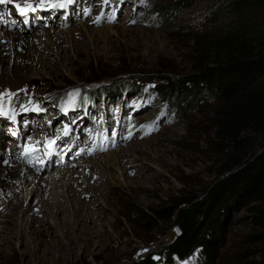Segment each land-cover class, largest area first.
<instances>
[{
    "label": "rangeland",
    "instance_id": "374dc122",
    "mask_svg": "<svg viewBox=\"0 0 264 264\" xmlns=\"http://www.w3.org/2000/svg\"><path fill=\"white\" fill-rule=\"evenodd\" d=\"M176 1L74 0L69 10H55L52 19L45 16V25L38 19L41 23L24 33L41 41H35L37 53L14 108L25 107L20 122L31 131H24H35L32 125L42 130L37 146L45 149L31 161L44 158L43 166L51 167L29 168L45 180L41 184L47 190L36 198L25 195L31 209H45L34 226L42 232L18 226L15 213L8 222L17 225L16 236L8 245L1 223L0 264H128L148 255L158 264H247L252 259L245 257L251 224L243 203L219 216L210 232L217 250L213 258L204 259L199 249L184 259L164 254L178 225L155 212L212 181L222 155L213 143L218 102L178 87L161 95L157 88L166 84L165 77L190 70L198 52L229 25L213 12L229 0H183L188 4L171 7ZM56 2L65 0L51 3ZM20 22H13L14 31L23 33ZM46 32L52 40L43 52ZM66 93V101L53 103ZM8 122L4 129L10 139ZM64 170L74 177L75 194L70 202L64 196L62 211L54 214L46 183ZM88 187L93 191L83 193ZM77 206L80 213H70ZM47 227L53 228L52 237L44 232ZM84 237L91 253L80 249ZM38 240L52 250L32 254L29 249Z\"/></svg>",
    "mask_w": 264,
    "mask_h": 264
},
{
    "label": "trees",
    "instance_id": "16d2710c",
    "mask_svg": "<svg viewBox=\"0 0 264 264\" xmlns=\"http://www.w3.org/2000/svg\"><path fill=\"white\" fill-rule=\"evenodd\" d=\"M179 1L171 7L188 4ZM213 12L218 19L227 18L228 27L198 52L190 70L165 77L166 84L157 90L164 95L178 87L218 102L213 143L222 162L212 181L155 213L174 218L180 230L164 247L168 258L184 259L199 249L204 259H211L217 251L210 235L215 223L243 203L251 224L245 257L252 259L247 264H264V0H229ZM128 264L158 263L148 255Z\"/></svg>",
    "mask_w": 264,
    "mask_h": 264
},
{
    "label": "bare ground",
    "instance_id": "6f19581e",
    "mask_svg": "<svg viewBox=\"0 0 264 264\" xmlns=\"http://www.w3.org/2000/svg\"><path fill=\"white\" fill-rule=\"evenodd\" d=\"M13 1H15V3H18V2H20V4L23 3V5L25 3V0H13ZM48 1L52 2L54 0H32V2L30 3H33L32 6L34 8L43 10V8L45 7V4ZM37 5H40V6L37 7ZM10 10H12V8H10ZM17 10L15 11L13 9L11 13L12 18H14L15 20L20 18ZM43 15L46 16L47 19H52V16L54 14L53 12L50 11V12H46L45 14L43 13ZM31 16L33 15L32 14L28 15V18L25 20L27 22L25 21L20 22V24L22 23L23 25L22 27L24 28V32L22 31L23 33H20V31L19 32L14 31L15 30L14 28H16L15 27L16 25L14 26V23L10 25H6L4 27H0V94H3V93L10 94V95H0V102L2 103L1 107H3L4 111L8 112L9 114H13L16 111V109L14 108L15 107V102L13 101L14 97L15 96L18 97V94L20 93L24 94L21 91L22 82L23 83L27 82L26 75H24V73H26V71L28 70L31 59L32 60L35 59V56L37 53L36 44H38V43L35 44V41L36 42L41 41V39L39 40L37 39L36 35L28 36V34H24L26 32L28 33L30 30H32V28H35V25L30 20ZM36 21L38 22V24L41 23L38 19ZM43 36H45L44 37L45 40L42 41V49H43V52H46V50L49 49L48 47L50 46V45L48 46V42L51 44L52 37L50 38L47 35V32L43 33ZM2 40H5L6 43L2 44L1 42ZM19 49L21 51H18ZM35 64H37V66L40 67L42 65V61L40 60ZM13 65H15L14 68H11ZM5 127H6L5 121L0 119V143L2 142V139L6 134V130L4 129ZM18 130H21L20 126L17 127V131ZM26 130H30V129L26 127ZM127 152L129 153V150H126L125 154ZM18 159L21 160V157L19 156ZM108 163L110 162L108 161ZM22 164L15 163L13 164V166L12 165L10 166V164L5 166L3 165V163L0 162V208L3 211L2 213H0V224L2 223L6 226L4 228L6 229L7 234H8L6 236L8 245L11 243L10 242L11 239H14L16 236L15 235L16 232L14 230L16 229L17 231V228H15L17 225L22 228L27 227L29 232L36 234V235H38L37 234L38 232L39 233L42 232L41 229L36 230V227L34 226L37 224V222H40L41 220L39 219L40 214L42 217L44 216L45 209L43 207H39L37 208V210L31 209L30 206L26 203L25 195L29 194V199H31L34 197L36 198L39 195L43 194V190H45L46 188L44 187L45 184H41V182L45 180H42V177H40L38 173H35L33 169H29L32 166L28 167ZM70 172H71L70 170H64L60 174L61 176L59 175L57 176L58 178H56L55 180H50L48 184L46 183V186L47 185L51 186V188H49L48 190L50 194L49 197L53 200V204H52L53 210L52 211H54L53 212L54 214L60 213L62 211L61 204L64 200L63 199L64 196L65 198H67V200H69V199H72V196H74L75 194V189L73 188L72 185L70 186V182H72L71 180H73L74 178V177L71 178ZM89 187L85 189L83 193L88 192L91 189V188L89 189ZM25 189H26V192H25ZM80 189L82 188L80 187ZM79 208H80L79 206H77L74 209L72 208L70 210V213H72L73 215L80 213L79 211L81 210H79ZM15 213L18 215V218L16 220L17 222H15L17 225L14 226V223L10 224L8 222V219ZM49 229L50 227H47L44 232L49 237H52L53 232H54L52 230L53 228L51 230ZM82 239L84 240V244L80 247L81 251L83 253H88V252L91 253L88 246L85 245L86 244L85 242H88L89 238L84 237ZM41 242L42 241L38 240L37 243L32 248L29 249V251H31L32 254H36L41 250L44 253H48L52 250L51 245L49 244L44 245V244H41ZM5 244H6L5 242L2 243V245H5ZM93 251L97 252L98 250H93ZM22 253L26 255L27 252L23 251Z\"/></svg>",
    "mask_w": 264,
    "mask_h": 264
},
{
    "label": "snow or ice",
    "instance_id": "6c2138e0",
    "mask_svg": "<svg viewBox=\"0 0 264 264\" xmlns=\"http://www.w3.org/2000/svg\"><path fill=\"white\" fill-rule=\"evenodd\" d=\"M13 0H0V4H4V3H12ZM74 0H67V3H73ZM40 5H37V7H39ZM53 7H65V4H59V5H52ZM15 7L21 12V14H23L24 12H26L27 10H32L35 11V8L32 6V4L29 2V0H25L24 6L21 7L20 4H15ZM27 22V21H25ZM77 93L73 92V93H69L70 97H74ZM0 95H10L8 93H3ZM65 133H67V127L65 128Z\"/></svg>",
    "mask_w": 264,
    "mask_h": 264
},
{
    "label": "water",
    "instance_id": "95a60500",
    "mask_svg": "<svg viewBox=\"0 0 264 264\" xmlns=\"http://www.w3.org/2000/svg\"><path fill=\"white\" fill-rule=\"evenodd\" d=\"M180 230L178 228V226L174 227V237H176L179 234Z\"/></svg>",
    "mask_w": 264,
    "mask_h": 264
}]
</instances>
